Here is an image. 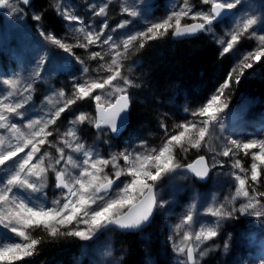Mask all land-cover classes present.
Segmentation results:
<instances>
[{
  "label": "snow or ice",
  "instance_id": "snow-or-ice-1",
  "mask_svg": "<svg viewBox=\"0 0 264 264\" xmlns=\"http://www.w3.org/2000/svg\"><path fill=\"white\" fill-rule=\"evenodd\" d=\"M21 2L25 6L30 4V0ZM137 3L143 4L142 23L146 27L128 32L120 40L114 39L111 32L126 28L132 23L131 20L122 21L105 35L107 21L97 30L91 21L84 25L81 16L72 14L66 0L63 9L59 2L55 4L58 14L67 22H76L74 34H81L82 40L78 38L77 43L70 46L63 42L62 38L46 34L42 28L39 35L48 44L62 49L70 56H74L73 46L100 47L101 51L92 52L90 58L99 62L95 73L107 75H96L82 83H73L69 97L60 90L56 94L63 99V103L57 102L58 106L54 107L47 118L28 115L30 111H36L35 105L28 107L32 99L31 84L24 88L23 91L29 93L24 96L17 88L19 80L16 77H0V83L9 86L0 92V129L8 133L7 136L0 134V262L14 264L16 261L32 257L41 243L40 233H47L53 238L73 237L83 242H95L100 235L111 231H140L151 222L157 209L163 208L167 203L161 197L162 182L165 178L190 174L199 180H206L213 169H222L225 166L224 161L217 159V156H231V168L239 169V173L244 175L230 173L238 184L235 194L230 198L225 197L224 203L206 206L207 214L216 218L207 222L212 226H201L194 235L191 231H186L180 243L173 245L174 251L186 257V264H200L196 255L198 249L219 235V228L224 220L238 218L236 213L257 219L264 217V203L259 199L264 197V192H257L253 186L261 183L264 139L243 142L239 138H233L231 133L225 135V110L229 109V104L222 100V97L225 90L230 88V81H233L237 67L230 70L224 83L202 106L191 112L187 108L184 109L191 119L175 125L179 131L169 135L167 125L161 122L160 126L165 131L166 139L159 148H150L147 142L141 141L132 149L112 153L108 158H104L98 148H86L81 141L77 126L85 123L95 128L97 138L109 133L118 138L124 132L132 104L129 89L140 87L127 75H122L123 60L130 48H143L146 41L163 38L170 30L173 37H189L200 32L214 34L213 25L223 23L229 18L234 25L229 33L230 39L227 42L218 40L219 44L224 45L222 55L232 52L240 35L248 33L249 29H253L249 35H255L258 31L264 33V10H261L258 20L257 10L248 0H202L204 4H211L209 11L196 12L191 16L193 20L199 17L202 22L184 25L181 20L192 11L187 0H184V7L178 10L170 9V14L165 18L156 20L151 19V3H144V0H137ZM106 8L107 3H102L94 15H105ZM0 9H7L8 15H23V9L17 6L16 0H0ZM237 9L239 11H235ZM122 11L132 18L140 15L135 6L123 7ZM241 13L253 14L242 16ZM33 19L40 21L41 15L34 14ZM254 25L256 28H253ZM258 39L261 47L246 55L241 54L239 72L234 79L237 85L244 75V69L253 68V63L248 61H259L264 57V34H260ZM104 46H107L106 49ZM105 57L109 59L106 60ZM75 60L82 65L79 69L81 74L87 76L89 67L79 57H75ZM47 62L44 55H38L35 61V77L40 76L39 69ZM72 79L75 81L77 78L73 76ZM16 95L22 98L14 103L5 102ZM89 98L95 102V116L84 113L76 115L69 121V129L62 134L58 127H50L56 125L61 114L77 100ZM45 99L52 103L51 97ZM217 131L225 141L220 151L211 144V139ZM49 137L53 139L50 140ZM48 148L55 149L57 153L54 161ZM192 149H205L213 153L210 157L211 163L201 155L193 163L181 164L177 159V150L187 153ZM252 149L258 151L251 152ZM241 151L245 155H251L253 162L249 169L243 168L240 160L235 159ZM73 153L78 155L74 157ZM46 159L49 161L47 164ZM120 160H123V166L119 163ZM109 165L113 169L111 176L105 172ZM49 172L54 173V187L60 193L59 198L51 202L47 200L46 192ZM122 176L126 178L122 180ZM249 179L253 185L248 184ZM249 187L252 188V194ZM241 197L245 202L237 208L235 201ZM195 209V203L190 205L181 224L176 226L177 231L183 225L193 222ZM260 227L264 229V224ZM33 232L37 233L35 237L31 235ZM230 239L229 234L223 248L225 253L229 250ZM90 246L85 245L86 248ZM210 250L200 251L199 257L207 256ZM107 255L110 256L111 252ZM255 264H264V255H261Z\"/></svg>",
  "mask_w": 264,
  "mask_h": 264
},
{
  "label": "rangeland",
  "instance_id": "rangeland-1",
  "mask_svg": "<svg viewBox=\"0 0 264 264\" xmlns=\"http://www.w3.org/2000/svg\"><path fill=\"white\" fill-rule=\"evenodd\" d=\"M54 4L59 2L61 4V9L65 6V0H52ZM116 1L120 5V13L121 18L118 22L120 24L124 20H131L132 23L129 24L131 26H134L133 31L137 29H143L146 27L144 23H142L143 18V4H138L137 0H66L67 7L69 8L70 12L72 14L79 15L83 18L84 25H88L91 21L93 24V27L97 25V30L99 29L100 25L103 22L97 23V19H100L103 21L104 15H94V13L98 12V8L101 6L102 3H107V6L110 4V2ZM17 6L21 9H23V15H20L18 13H13L12 15H8L7 9H1L0 10V77L10 78V77H16L19 80V84L17 85V88L20 92H23L24 96H27L29 93L24 92V88L31 84V95L33 98V92H37L36 88H33L34 83L36 79H39V77H28L26 76L27 71H25V60L26 56L28 54V50L32 52L35 55V58L37 59L38 55H44L46 59L49 57L51 53V47L47 44L46 41L39 35V30L42 28L41 26V20L36 21L33 19L34 14L43 15L41 12V9L38 4L33 3L29 6H25L21 3V0H16ZM188 6L191 7L192 11L196 10L197 8L194 7L193 0H187ZM249 3L253 4L256 8V14L257 18L259 20L261 10H264V0H248ZM144 3H151L153 5L152 15L151 19H161L165 18L166 15L170 14V9H179L181 7H184V0H161V4L157 3V0H144ZM202 3V0H201ZM203 5H206L202 3ZM208 8H211V4ZM92 6V7H90ZM136 7V10L140 13L139 16L136 18L130 17L127 13H124L122 11L123 7ZM200 10L203 8H199ZM189 16L184 17L185 21L181 20V24L188 23L186 19L190 17ZM239 11V9L235 10ZM200 12H208L207 10H201ZM253 13H241V15H251ZM201 20V19H198ZM117 24V25H118ZM74 25H76V22H67L66 21V28L65 31L60 35L55 34L53 31L47 29V27H43V31L48 34H52L56 38H62L63 42L68 43L70 46L75 45L78 41V38L82 40V35L75 33L74 34ZM233 23L231 18L224 21L223 23L218 24L217 26L213 25L214 29V37L217 41L216 46L219 49V55L226 56L230 55L228 60V67L226 70V75L222 76L221 82L216 83L215 85V91L216 93L217 88L224 83L225 79L227 78L230 70L233 67H237L238 71L237 73L233 74V77L238 74L239 72V65L241 63V54H248L250 52H254L257 48L261 47L262 45L259 42L258 36L260 34H264L261 32H256L255 35H249L253 31V29H249L248 33H242L240 35V38L237 42V44L234 46V50L232 52H229L227 54H221V50L224 47V45H221L218 43V40L223 39L225 42L230 39L229 33L232 31ZM253 28H256L254 25ZM117 30V29H116ZM111 29H105V35L109 34ZM132 32V31H131ZM171 32V30H170ZM169 32V33H170ZM113 35V38L116 40L121 39V33L119 32V35L115 32H111ZM31 36H35V39L38 41H43V47H41L40 42H37L35 40H32ZM251 39L254 38V42L245 43L244 39ZM103 39V37H102ZM105 49L107 46H104ZM58 48V47H57ZM59 49V48H58ZM62 50V49H59ZM94 51H101L100 47L97 46H89L88 48H84L83 51H81L82 55L75 52V49L72 47V53L74 56L71 57H78L81 56V60L84 61V63L89 67L90 71L87 74V76L82 75L79 69L82 67V65H76L71 68V71L64 77L60 79V86L61 88H64L68 91L69 96L71 95L72 86L73 83H82L85 79H88L91 76V73H95V69L98 65L97 60H93L90 58V54ZM105 59H109L108 57H105ZM250 61V60H249ZM248 61V62H249ZM264 61V57L260 58V61H256V63H261ZM47 64V63H46ZM46 64L39 69L40 75H45L43 72L46 70ZM222 64H218L216 69V75L214 77H218V74H220V67ZM33 68L35 69V72L37 71L36 63L33 65ZM253 68H258V64L253 63ZM252 68V69H253ZM252 69H244V75L241 78L243 80L248 74L252 76H259L260 78H264V74L257 69V71H253L252 73H249V70ZM107 75V73H97L96 75ZM95 75V76H96ZM145 75V72L140 75V77H143ZM75 76L77 79L73 81L72 77ZM214 78V79H215ZM44 79V77H43ZM240 80V81H241ZM231 83V81H230ZM9 86H5L2 83H0V92H3L5 89H7ZM188 88L187 90H189ZM33 91V92H32ZM60 91V89H59ZM234 93H236L232 89V84H230V88L225 90L224 96L222 97V100L227 102L229 104V109L225 110V119L224 124L227 129L225 135H228L229 133L233 134V138H239L243 142H248L251 139H264V131H262V127H264V98L261 95H255L253 90H249L248 92L239 93L237 96V99L234 98ZM95 95V93H93ZM178 95V92L170 93L166 96L164 103H162V99L160 96H155L154 98L159 99V103L157 105V111L159 112V119L158 124L161 125V122L167 127L174 129L171 134H173L176 131H179V129L175 128V125L184 122L186 119L183 118L181 113L178 111V102L174 99ZM46 97H51V100H57L58 95L54 92H50L49 95H45L44 100H46ZM22 97L19 95L13 96L10 98L9 101L5 102H15L18 99H21ZM86 100V99H84ZM84 100H77L76 105L77 108L74 111H71L72 113L64 119L60 126L58 127L59 132L62 134L66 132L69 127V121L74 119L76 115H79L81 113L84 114H90L91 116H95V102L92 101L90 98L89 103L84 104ZM144 100H148V97H146ZM188 100H185V102ZM83 103V104H82ZM29 116L37 118L40 117L39 112L35 111L31 115L28 113ZM58 121V120H57ZM143 126L148 130L146 134L141 132L140 126L138 128L132 129L127 137H124L120 142L117 141V139L114 138V136L109 133L107 135H101L99 138H97V133L94 127L91 125L85 123L82 125L77 126V132L81 139V141L84 143L86 148H98L100 155L104 158H108L110 154L112 153H119L125 149H132L133 147H136L141 141L147 142L148 147L150 148H159L166 137L164 136V133H162L158 130L153 132L154 127L152 129L147 126V124L144 122ZM22 127V125H21ZM52 127V126H50ZM163 130V128H162ZM170 130V129H168ZM153 133L156 134L155 137H159V141H157L159 146H156L155 141L153 140ZM0 134H4L5 136L8 135L6 130L0 129ZM169 134V135H171ZM164 136V137H163ZM51 140V137H49ZM157 139V138H156ZM225 141L222 137H220V133L217 131L215 136L211 139V144L213 147L217 149V151H220V149L224 146ZM137 150H139L137 148ZM43 151V150H42ZM68 150H66L67 153ZM251 152L258 151L257 149L250 150ZM194 158H191V155H195ZM23 155V154H21ZM57 153L55 152L52 155L53 161L56 157ZM74 157H76L78 154L73 153ZM177 159L181 164H189L193 163L196 157H199L201 155L205 156L209 159V162L211 163L210 157L213 155V153H210L206 151L205 149H201L200 151H197L195 149H192L188 151L187 153L178 150L177 153ZM217 159L224 161V168H215L210 173L208 180H199L198 178L193 177L190 174H180L175 175L171 179H168V186H163L161 188V197L167 203L163 208L157 209V211L154 213V217L150 224L155 220V218H158L159 221V232L160 237L163 244V264H180V262H185L186 264V257L184 255L177 254L174 249V244H179L180 241L183 239V236L186 231H191L193 235L199 230V227H210L212 226L210 223H207L209 221H213L216 218L212 217L210 214H207L206 212V206L211 207L214 206V204L224 203L225 197H231L235 194V190L238 187L237 182L235 181L234 177L230 175L232 172L239 173V169H232L231 164L233 163V158L230 157H223V156H217ZM235 159L240 160L241 166L245 168V164L247 165L246 168L249 169L252 161L251 155H245L242 151L238 153V155L235 157ZM45 163H49V161L46 159ZM63 163V162H62ZM119 163L123 166L124 162L123 160H120ZM78 171V170H76ZM105 172L111 176L113 173V169L111 165H109L107 168H105ZM261 183L259 185H253L257 188H263L261 189L262 192H264V168L261 169ZM241 175H244L243 173H239ZM126 177H121V179H125ZM250 180V179H249ZM208 182H211V185L201 188L198 186V184H206ZM163 183V182H162ZM48 190V187L46 188V191ZM59 190H57L55 187L53 188V192L51 195V198L48 200L51 202L54 199L59 198ZM205 195V197H204ZM204 197V198H203ZM213 198H215V201H213ZM262 203H264V199L262 197H259ZM244 198H237L235 201V206L238 208L240 204L244 203ZM193 203L196 204V211L193 215V222L190 225H183L177 231L176 226L181 224L182 218L188 213L190 205ZM227 206V205H226ZM236 217L238 216V213L235 214ZM245 219V228L243 230V235H246V239L244 237L241 238V240H236L235 242L232 241V238L235 237L234 232L232 230H227V223H229V220H233L231 224L233 225L236 221V218H230L227 220H224L221 223V226L219 228V235L215 237L211 241L205 242L203 245L200 246L198 249L196 255L200 261V264H203L207 258L213 257L214 255H217L216 260L218 263L224 264H234V261H241L239 260L240 257L244 259L245 264H255V261L261 256L264 255V229H262L260 226L262 223H264V217H261L259 219L248 216V215H241ZM199 221H205L206 223H199ZM149 224V225H150ZM147 225V226H149ZM145 226L146 228H148ZM165 229V234H164ZM137 232V231H135ZM229 234L231 235V239L229 240V250L227 253L223 251L225 240L228 238ZM10 235V234H8ZM33 236V233H31ZM120 236L116 233V231H111L108 233H105L103 235L99 236V239L95 242H83L81 241V244L78 248V251L75 253L73 257V261L71 264H118L119 260L121 261L124 257H117L116 259H110V256L107 255L108 252L113 253V244L116 241V237ZM147 240V239H146ZM118 241V240H117ZM91 245L90 247H85V245ZM120 244V241H119ZM240 244H243L245 246L244 251H240L238 246ZM218 246V247H217ZM37 253L34 254L30 258H24L23 260L16 261L14 264H20L21 261H25L28 264H32L26 260H33L35 259V256L38 255L40 252L38 246H37ZM206 249H211L208 251L207 256L200 258L199 252L204 251ZM255 249V251H254ZM125 252V250H124ZM42 253V252H41ZM125 256V255H124ZM149 261V259L147 260ZM0 264H4V262H0ZM150 264L152 263V260H150Z\"/></svg>",
  "mask_w": 264,
  "mask_h": 264
},
{
  "label": "trees",
  "instance_id": "trees-1",
  "mask_svg": "<svg viewBox=\"0 0 264 264\" xmlns=\"http://www.w3.org/2000/svg\"><path fill=\"white\" fill-rule=\"evenodd\" d=\"M193 2L194 7L197 9L192 11V14L186 21L193 20L191 16L196 12H200L201 10L209 11V5H203L201 0H193ZM35 3L39 5L43 14L41 16L42 28L47 27V29L53 31L55 34L61 35L65 31L66 20L62 15L58 14L54 2L52 0H36ZM157 3L161 4V0H157ZM199 8L203 9L200 10ZM121 16L120 5L116 1H112L106 8V14L103 16L104 20L102 21L101 18L97 19V23L107 21V30L113 29L117 26ZM198 19L200 18L197 17L195 20ZM182 21H185V19L183 18ZM217 25L218 24H214V26ZM97 27L98 26L95 25V28ZM133 28V26L128 25L124 29H117L116 34L119 35L120 32L122 39L126 33L133 31ZM31 37L32 40L40 42L41 47H43V41L36 40L35 36ZM244 41L245 43H252L255 39L247 38L244 39ZM216 43L217 41L213 33L201 32L194 37L182 38L173 37L170 32L163 38L146 41L143 48H130L127 57L123 60L124 67L122 69V75H127L129 79L139 84L140 87L129 89L134 98L131 112L132 120L128 130L122 137L117 139V141L120 142L124 137L128 136L130 130L138 128V126H140L138 129L146 134L148 130L143 126L144 122L151 129L154 127L153 132L159 130L161 132L160 137L162 133H164L165 136L164 129L162 130L161 126L158 124L159 112L157 111V105L159 99L154 98L156 95L160 96L162 103H164L168 94L178 92V95L174 98L179 104L178 111L186 120L191 119L190 115L186 113L184 109L187 108L189 112H191L202 106L207 99L214 94L216 83L221 82L222 76L227 73L226 70L230 55L224 57L219 55V49ZM48 45L51 47V53L47 58L46 70L43 72L45 75H40V78L36 79L33 88H36L37 92L32 91L34 96L28 104L30 108L32 105H35L36 111L39 112L40 117L42 116L44 118H47L50 112L54 110V107L58 106L57 102L63 103V99L59 96L57 100L48 103L47 100H44L45 95L50 96L51 91L58 93L60 89L66 93V97H69L68 91L59 87L60 79L64 78L71 71L72 67L80 65L76 62L75 57H71L68 53L59 50L54 45ZM73 48L75 52L82 55L81 51H83L84 48L75 46H73ZM78 57L80 60L81 58L83 59L81 56ZM35 61V55L28 50L24 67L25 71H27L26 76L35 77V69L33 68ZM218 64H222L220 67L221 72L218 74V77L215 78L214 75H216ZM255 64H258V68L249 70V73L259 69V72L261 71L264 74V61ZM144 72L145 75L140 77ZM96 74L97 73L93 72L91 76L94 77ZM234 79L235 77H233V81H231L230 84H232V89L236 92L233 94L235 100L239 93H246L249 90H253L255 95H261L264 98V78L248 74L238 85L234 83ZM188 88H190V91L187 90ZM146 97H148V100H144ZM185 100L188 101L185 102ZM89 102L90 100L88 99L83 101L84 104ZM76 108V103L71 105L65 113L61 114L56 125L52 127H59L61 122ZM33 112L35 111H30L29 114L31 115ZM167 129H170L168 130V134H171L174 130L169 127H167ZM153 135L154 144L159 146L160 144L157 143L159 137H155L156 134L154 133ZM51 139L53 138L51 137ZM48 152L52 156L56 151L53 148H48ZM195 156L196 154L191 155V158ZM246 166L245 164V169H247ZM168 181L169 180L165 178L162 183L163 186H168ZM47 182L48 190L46 192L47 200H49L55 184L54 173H48ZM248 184L253 185V182L249 180ZM209 185H211V182L198 184L201 188H205ZM262 188H257L256 191L262 192ZM249 192L252 194L251 187H249ZM262 198L264 199V197ZM237 217L233 225L231 224L233 221L231 219L226 225L227 230H232L234 232L233 236L235 237L232 238L231 242H235L236 240L240 241L242 237L246 239V235H243L245 219L239 213ZM158 221L159 219L155 218L152 224L141 232L130 231L126 233L116 230V233L120 236L116 235V241L113 244V253H111L109 260L116 259L117 257H124L121 261L119 260L118 264H150V260L155 264H163L162 250L164 242H162L160 237ZM37 231L39 232V230ZM165 233L164 229V234ZM36 235L37 233L33 232V237ZM40 240L41 243L38 245L40 252L38 255L35 256L33 260H26L32 264H71L81 244L80 240L73 237L57 236L53 238L47 233H40ZM238 248L240 251L245 250L243 244H240ZM216 257L217 255L207 258L203 264H224V262L218 263ZM148 259L149 261H147ZM239 260L241 261H234V264H245L244 259L240 257ZM20 264L28 263L21 261Z\"/></svg>",
  "mask_w": 264,
  "mask_h": 264
},
{
  "label": "water",
  "instance_id": "water-1",
  "mask_svg": "<svg viewBox=\"0 0 264 264\" xmlns=\"http://www.w3.org/2000/svg\"><path fill=\"white\" fill-rule=\"evenodd\" d=\"M34 2V0H30V4L31 3H33ZM29 4V5H30ZM194 23H200V21H192V22H188V23H186V24H194ZM184 25V24H183ZM199 33H197V34H195V35H192V36H189V37H194V36H196V35H198ZM189 37H182V38H189ZM131 111H132V104H131V108H130V110H129V113H128V115H129V120H128V124H127V126H126V128H125V130L127 129V127L129 126V124H130V122H131ZM125 130H124V132H125ZM198 158V157H197ZM197 158H195V160L197 159ZM194 160V161H195ZM208 179V178H207ZM206 179V180H207ZM154 217V216H153ZM153 219V218H152ZM152 221V220H151ZM150 224V223H149ZM148 224V225H149Z\"/></svg>",
  "mask_w": 264,
  "mask_h": 264
}]
</instances>
